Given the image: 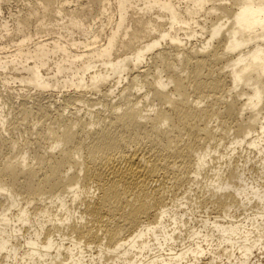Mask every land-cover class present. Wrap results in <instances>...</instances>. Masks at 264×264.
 Wrapping results in <instances>:
<instances>
[{
  "label": "bare ground",
  "instance_id": "6f19581e",
  "mask_svg": "<svg viewBox=\"0 0 264 264\" xmlns=\"http://www.w3.org/2000/svg\"><path fill=\"white\" fill-rule=\"evenodd\" d=\"M73 1L0 23V264H264V0Z\"/></svg>",
  "mask_w": 264,
  "mask_h": 264
},
{
  "label": "rangeland",
  "instance_id": "374dc122",
  "mask_svg": "<svg viewBox=\"0 0 264 264\" xmlns=\"http://www.w3.org/2000/svg\"><path fill=\"white\" fill-rule=\"evenodd\" d=\"M32 0H28V1H26V0H23V1H21V0H1V3H2V11H1V15H0V23L1 22H3L4 20H7V21H9V25H11V19H10V16L11 15H19V11H21L23 8H24V6L26 5L27 6V4H29L30 2H31ZM71 1H73V0H71ZM75 1H77L78 2V4L77 5H80L81 4V6H84L85 4H86V0H75ZM75 1H73V2H75ZM27 2V3H26ZM29 2V3H28ZM73 2H71V5L73 6V5H76V4H74ZM77 2H75V3H77ZM73 3V4H72ZM23 4H25V5H23ZM70 5V6H71ZM21 6H23V7H21ZM22 8V9H21ZM21 9V10H20ZM12 17V16H11ZM97 22H98V20L95 22V24H94V27L95 26H97L98 24H100L101 22H103V19H101V21H99L98 22V24H97ZM99 26V25H98ZM97 26V27H98ZM34 24L32 23L29 27H28V30L27 31H29V32H31V33H33L34 32ZM96 28V27H95ZM106 30V29H105ZM104 30V31H105ZM104 31H103V34H104ZM5 35V33L0 29V43L1 44H3V45H7V48L5 49V51H4V53H8V52H11L12 50H13V44L16 42V39H17V37L15 36V34H13V33H11V34H9V35H6V36H4ZM75 36V38L77 37V38H80L81 36L79 35V34H75L74 35ZM39 37V38H38ZM53 37V35H49V36H46L44 33H39L36 37H35V39L36 40H45V39H48V38H52ZM38 38V39H37ZM82 38V37H81ZM1 47V46H0ZM0 52H2L3 53V51L1 50ZM50 72L51 71H49V70H43L42 71V73L44 74V75H46V74H50ZM111 84V85H110ZM124 84H126L125 82H124ZM124 84H122V85H124ZM121 85V86H122ZM112 87L113 86V82H109V84H106V86H104L103 88H105V90H103V88L101 87L100 89H98V91H99V93H98V91L96 90V91H86V93H85V95L87 96L86 98H88V99H90V100H97L98 98H100L101 97V95H102V92H104V91H106V90H109V87ZM120 86V87H121ZM110 87V88H111ZM12 88V89H11ZM15 88H17V90H14L13 91V89H15ZM108 88V89H107ZM23 87H21L20 85H19V83L18 82H16V83H12V85H10V89H8V92L11 94V95H13V96H16L17 94H19V92L23 95V97L25 96V98L26 97H28V95H31V97H29L28 99H32L33 97H35V96H33L35 93H36V95H38L39 93L35 90V89H33V88H31V87H25L23 90ZM49 90V91H48ZM47 91H48V95L46 94V92L47 91H43L44 93H42V95L41 94H39L42 98V100H43V98H44V96H45V98H44V100L42 101L43 103L45 102V104H47V103H49L50 101H51V99H52V101H56V99H57V101H59L60 100V97H61V95L64 93H70V92H72V91H70V89H69V91L67 90V89H62V91H61V93H60V95H58L59 93H58V91L57 90H55V89H48ZM18 91V92H17ZM50 91H52V92H50ZM54 91V92H53ZM68 91V92H67ZM2 92V91H1ZM22 92H25V93H28V95L26 96V94L24 93H22ZM91 92V93H90ZM95 92H97V94L95 93ZM52 93V94H51ZM21 94H19V95H21ZM54 94V95H53ZM44 95V96H43ZM33 96V97H32ZM60 96V97H59ZM94 96V97H93ZM51 98V99H50ZM92 98V99H91ZM95 98V99H94ZM17 101H19V100H17ZM30 101V100H29ZM48 101V102H47ZM51 101V102H52ZM62 101V99L60 100V102ZM47 102V103H46ZM79 105H81V104H78L77 105V107H78V109H83V107H79ZM245 146L246 145H243V147H241V148H245ZM240 149H238V151H239ZM223 151H226V150H224V148H223ZM222 151V152H223ZM241 159V158H240ZM242 161H243V159H242ZM242 161L240 160V163H242ZM253 164V163H252ZM250 164H248V166H249ZM256 165V167L258 166V164H255ZM261 171H259V173H260ZM245 177H244V179H249V181L251 180V179H255L256 178V175H258V171L256 170V172H251V171H245ZM258 178V177H257ZM263 181H264V178H263ZM262 181V182H263ZM179 192L181 193V191H178V193L177 194H179ZM180 195V194H179ZM203 209V208H202ZM202 209H198V210H196V212H195V220H199L200 218L199 217H204V219H209L210 218V221H212L213 219H215L217 216H218V213H215L216 211H214V213H213V210H209V211H204V209L202 210ZM221 218V217H220ZM255 255L257 256V253H255ZM255 259V258H254ZM209 260H207V258L205 259V261L204 262H208ZM209 263V262H208ZM212 264H220V263H218V261L216 262V263H212Z\"/></svg>",
  "mask_w": 264,
  "mask_h": 264
}]
</instances>
